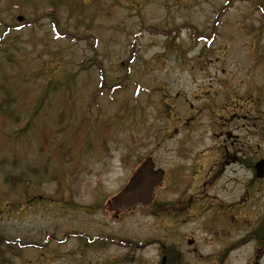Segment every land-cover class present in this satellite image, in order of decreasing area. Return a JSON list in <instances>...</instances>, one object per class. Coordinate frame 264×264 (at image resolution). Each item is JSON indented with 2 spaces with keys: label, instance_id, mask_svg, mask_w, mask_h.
<instances>
[{
  "label": "rangeland",
  "instance_id": "rangeland-1",
  "mask_svg": "<svg viewBox=\"0 0 264 264\" xmlns=\"http://www.w3.org/2000/svg\"><path fill=\"white\" fill-rule=\"evenodd\" d=\"M261 159L264 0H0V264H264Z\"/></svg>",
  "mask_w": 264,
  "mask_h": 264
},
{
  "label": "water",
  "instance_id": "water-1",
  "mask_svg": "<svg viewBox=\"0 0 264 264\" xmlns=\"http://www.w3.org/2000/svg\"><path fill=\"white\" fill-rule=\"evenodd\" d=\"M19 21L22 18H18ZM258 178H264V160L259 161L256 166ZM164 171L155 170V164L151 158L145 160L135 171L126 187L112 201L115 209L124 211L139 208L143 215L150 212L149 206L154 199L156 187L163 181Z\"/></svg>",
  "mask_w": 264,
  "mask_h": 264
},
{
  "label": "flooded vegetation",
  "instance_id": "flooded-vegetation-1",
  "mask_svg": "<svg viewBox=\"0 0 264 264\" xmlns=\"http://www.w3.org/2000/svg\"><path fill=\"white\" fill-rule=\"evenodd\" d=\"M154 203H156V202H154ZM152 205H151V214L154 213ZM192 206H193L192 204L188 205V209H191ZM155 215L157 216V214H155ZM197 217H199V216H191V218H197ZM262 236H264V232L261 229H256L253 232V239L254 240L259 239V242H260L259 246H257L255 248V256H257L258 254H260L261 256L264 255V237H262ZM192 243H193V240H192ZM139 244H141L143 246L142 242H140ZM158 253H159V255L160 254L163 255L162 260H161V264H163L162 263L163 259L165 260L164 264H166L167 262H168V264H177L179 261V258H180L181 264H185L181 260L182 257H181L180 252L177 251V249L173 248L172 246H169V247L162 249V253H161V250L160 251L158 250ZM192 253H194V255H197V248L193 249Z\"/></svg>",
  "mask_w": 264,
  "mask_h": 264
},
{
  "label": "trees",
  "instance_id": "trees-1",
  "mask_svg": "<svg viewBox=\"0 0 264 264\" xmlns=\"http://www.w3.org/2000/svg\"><path fill=\"white\" fill-rule=\"evenodd\" d=\"M12 180H16L15 178H12Z\"/></svg>",
  "mask_w": 264,
  "mask_h": 264
}]
</instances>
